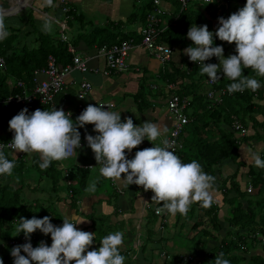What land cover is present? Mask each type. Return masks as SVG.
Masks as SVG:
<instances>
[{"label":"trees","instance_id":"16d2710c","mask_svg":"<svg viewBox=\"0 0 264 264\" xmlns=\"http://www.w3.org/2000/svg\"><path fill=\"white\" fill-rule=\"evenodd\" d=\"M159 1L168 5V9L162 7L163 14L156 15L161 22L156 24V29L159 31L156 42L167 44L173 48L178 46L179 60L173 62L169 59L163 63H157L159 65L154 77L162 82V86L157 87L152 81L147 82V86L146 84L143 86V79L139 84L141 76H137V89L129 96L138 113L152 108L148 99L150 96L165 100L171 94L186 100L187 105L184 112L187 123L178 135L180 147L173 152L183 163H189L192 160L198 161L205 173L215 177L212 189L219 192L221 203L227 209L221 222L217 217L220 208L212 203L207 208L202 207L200 203H193L186 215L179 213L174 215L175 220L172 225V228L176 229L174 238L178 240V238L187 237V233L185 235L181 233L186 224L188 226L187 232L193 233L187 238L192 242L193 249L186 248L185 250H192L193 253L186 256L181 254V250H175L177 245L175 239L173 246L168 249L175 250L177 253L169 254L171 251L163 248L166 250L162 255L165 259H169L168 264H214L215 256L221 252L224 253V258L228 259L230 264H264V168L248 166L245 174L247 181L241 185L234 180V174L230 176L221 175V168L224 165L242 164L237 162V159L240 145L245 143L244 140L260 143L262 150L258 154L264 160V77L257 76L251 69H244V75L256 78L261 87L255 92L245 90L242 93L229 94L227 88L233 81L223 78L221 72V79L214 84L213 88L223 90V95L220 97L219 103L212 102L207 100L205 96L207 91L205 81L209 78L206 74L200 75L199 64H197L199 62H191L183 52V49L191 43L186 37L192 25L197 27L207 25L209 31L215 33L219 27L218 18L220 17L216 12L219 10L217 6L220 5L223 10L224 8L228 10L230 8L227 7L229 3H238L236 5L239 7L231 5V9L235 13L245 6L246 0H211L208 4H203L200 0H185V7L182 10L178 0ZM204 6L206 7L202 9L203 11L198 10ZM63 9H65L63 19L68 33L67 43L50 38L46 31H42L36 32V37L32 41L35 44L34 47L30 46L31 42L25 40L20 41L17 45L18 42L16 43L15 39L18 30L7 27L10 35L5 40L0 41V58L3 60V65L0 66V99L18 94H30L33 88V73L46 67L48 56H51L58 66L69 64L72 56L66 51L67 45L75 48L79 45L85 50H96L118 44L122 40L133 39L135 43H138L140 37L137 32L135 30L124 31L122 26L126 25L125 22L128 24L137 22L144 26L148 21L147 16L155 15L153 0H149L142 6L139 16L133 13L124 22L117 21L107 24L106 27H93L90 22L84 23L83 16L75 14L72 7L64 6ZM175 17V22L168 25ZM28 22H30L29 18ZM87 24L91 26L89 32H86L84 28V25ZM29 33L25 32L23 39ZM213 46L223 47L224 58L236 54L234 43L222 42L215 35ZM228 50L230 54L227 52ZM218 61L216 57H213L205 61V64H218ZM138 72L150 75L149 71L143 67ZM17 83L20 85H16ZM167 85H170L171 88L165 89ZM66 94L62 89L55 95L53 108L36 102L25 103L18 108H2L0 106V142L6 143L13 139L14 133L9 130V121L22 109L27 108L29 114L36 109L42 111L57 109V104ZM112 108L108 110H112ZM82 111L83 109H81V113ZM77 115L73 113L71 119L75 121ZM233 122H237L245 130L243 136L232 129ZM93 129L94 125L79 128L81 140L86 141V135H97L98 133ZM161 146H163L162 143ZM145 148L147 146L139 145L132 151L135 154ZM0 151L15 165L11 175L0 176V245H2L0 247V259L3 260V264H14L10 254L11 249L29 242L27 240L25 243L19 244L21 237L25 236L23 233L17 235L16 229H14L18 220L21 217L31 219L35 216L40 219L49 216L53 225L62 226L64 218L55 208L53 200L58 199L57 195L61 193L69 195V205L71 209H75L76 201L85 187L88 171L81 168L68 169L64 175L59 165H57L58 169L54 167L56 161H53L47 169L42 170L39 167L40 157L36 153H20L21 157L19 158L14 152L5 149ZM59 179H63L62 184L59 183ZM248 185L251 187L250 193L245 191ZM24 188L32 192L39 190L41 197L27 201L23 194ZM60 189L65 191L59 192ZM52 195V199H49ZM149 196L152 200L153 193H149ZM37 202H40L39 204L42 206L45 205L42 202L48 204L40 207ZM37 206L40 208L38 209ZM157 207H162V204L154 202L155 209L153 212L150 211V214L149 210H145L144 235L146 240L141 244L142 249L149 242L147 240L152 235V228L155 223L157 222L159 227L165 226L164 217L160 214L154 215ZM195 209L199 214V220L191 221ZM205 218L206 224H209V227L217 234L216 237H213L210 231L203 229L202 222L204 221L201 222V220ZM101 220L104 219L97 218V221H100V228L105 233L99 239L97 237V248L100 247L101 239L111 234L108 224H102ZM12 230L15 237L4 236L6 231ZM219 232L221 236L217 241ZM3 240L6 241L5 244H3ZM9 241H15L17 244L10 246L8 245ZM41 241L51 246L50 235L45 236L39 230L31 234L30 242L34 248ZM208 241L211 242V245L208 244ZM177 246L180 247L181 245ZM205 248H207L205 252L198 253ZM21 254L26 255L23 252ZM120 254L126 255L124 252H120ZM187 257L190 259L187 260Z\"/></svg>","mask_w":264,"mask_h":264},{"label":"clouds","instance_id":"9594fccd","mask_svg":"<svg viewBox=\"0 0 264 264\" xmlns=\"http://www.w3.org/2000/svg\"><path fill=\"white\" fill-rule=\"evenodd\" d=\"M45 3L52 6L53 0H45ZM5 16L6 13L0 12V41L10 35ZM218 24L215 33L209 31L207 25H192L187 38L193 46L185 48L184 55L191 62H199L200 75L206 74L210 81L220 80L218 73L221 72L223 78L233 81L227 88L229 94L257 91L260 82L244 75L243 70L251 69L257 76L264 77V0H246L245 6L227 19L218 18ZM42 30L50 31V23L45 22ZM214 35L222 42L234 43L236 54L224 58L223 47L213 46ZM213 57L219 60V64H205ZM104 108L103 105L89 104L75 121L71 119V113L66 114L63 109H36L29 114L24 108L9 121V130L14 135L8 146L18 153L39 154V167L44 170L53 161L69 158L81 147L79 128L94 125L93 130L98 134L86 135L85 139L97 165H100L102 177L120 179L123 175L127 185L151 191L152 202L162 204L156 208L157 214L186 215L193 203H200L205 208L210 206V190L215 177L205 173L198 161L183 163L169 150L168 140L162 141L163 146L137 151L134 158L128 159L125 150L130 153L145 139L153 144L161 136V129L149 121L139 126L134 125L131 118L122 122L121 113ZM250 155L256 167L264 168V160L259 154L250 151ZM14 166V162L0 151V176L11 175ZM95 189L96 183L92 182L86 191ZM50 220L49 216L40 219L21 217L18 220L17 235L23 233L29 242L11 249L14 264H124L125 257L119 252L123 243L122 232L103 237L98 250L87 251L95 233L78 230L77 225L84 223L79 217L72 215L70 219H63L62 226H55ZM37 230L51 236V246L43 241L35 248L32 246L30 237ZM0 264H3L2 259ZM214 264H230V261L221 252L215 256Z\"/></svg>","mask_w":264,"mask_h":264},{"label":"crops","instance_id":"0c3cea01","mask_svg":"<svg viewBox=\"0 0 264 264\" xmlns=\"http://www.w3.org/2000/svg\"><path fill=\"white\" fill-rule=\"evenodd\" d=\"M17 1L18 0H0V9L14 7ZM136 1L137 0H53L52 6H49L45 3V0H32L29 4L26 3L23 8L19 9L12 15L5 17V24L6 27H10L12 29L15 28L18 30L17 37L15 39L16 43H20L22 40L31 42L33 41L34 37H36V32L44 31L42 29L45 22L49 21L57 26V23L62 20V8L64 6L72 7L75 14L82 15L83 19H86V16L83 13H90L91 11H94L95 13L101 14L103 17H112L111 19L114 20V22H124L128 19L130 15L128 12L131 10L133 3ZM160 6L168 9V5H165L164 3H160ZM28 18L30 19V22H28ZM106 20L109 24L110 21L108 19ZM163 20L165 21L166 19ZM91 25L93 24L91 23ZM93 27L95 26L93 25ZM96 27L98 26L96 25ZM122 27L124 28V26ZM141 27L142 24L138 23L136 24V28L134 30L137 32V30ZM25 32L30 33L23 39V34ZM66 37L67 43L68 36ZM73 49L80 57L86 56L89 58L87 61L88 71L83 74L76 72L71 73L66 79L64 91L67 94L64 95L62 100L57 104V110L63 109L66 114L71 113V115H73L74 111L72 110L76 104H78V101L75 99L77 83L79 80L85 78L90 83L91 90L89 91L88 95L81 100L83 110H85L89 104L97 106L98 103L108 102L112 103V110H114L115 105L112 101V98L118 96L121 102L124 103V105L117 111V113H121V121L123 122L125 118H130L128 117L126 111L130 107L135 109V104L129 95H132L137 89V76L139 74L138 71H140L143 67L147 71L155 74L159 65L157 64L158 62L150 57L143 49L135 48L128 56V66L125 71L120 73H112L109 76L104 77L99 73H93L94 68L100 69L103 67V59L97 54L95 49L85 50L79 45L76 46V48L73 47ZM142 57L144 58V64H141ZM148 99L151 102L150 107L152 108H148L142 113H138L135 110L138 116L131 119L133 120L134 125L137 126L144 123L145 121H149L157 124L160 127L161 136L153 142L154 145L147 139H145L140 144L142 146H147V148H151L154 146H161L162 141L168 135V131L171 127V121L168 119L167 114L165 113L164 100L160 99L159 97L152 96L148 97ZM80 114L75 117H78ZM86 126L89 125H85L84 127ZM92 136L95 135L92 134ZM80 144L81 147L78 148V150L76 149L70 158L71 161H73V163L71 162L70 168L75 167L87 169L89 176L87 177L85 187L82 191V194L76 201L75 209H71L69 205V195H65L63 193L58 194V199L56 198V200H53L56 209L64 219H70L72 215L79 217L84 223L77 225L78 230L95 233L94 241L87 251L97 250V241L105 232H103L104 230L100 228L99 223L97 221L95 222V219L103 218L104 221H108V226L110 228L109 230H111L109 231L110 233H115L118 231L123 233V243L119 249H122V252L126 253V255H124V257L126 256L124 264H150L153 258L157 259L156 264H167L168 261L165 263L166 259L162 257L163 252H165L162 249L163 244H167L168 240H170V243H172H169L170 246H173L174 241L171 240H174V233L176 231V229L172 228L175 220L174 215L167 213L160 214L164 217L163 223L165 226L159 227V224L156 222L152 228V235L150 236L149 240H147L149 242L146 243V247L142 249L141 244L144 240H146V236L144 235V226L146 220L145 210L153 212L155 209L154 202H152V200L149 198V193H151V191L145 192L142 187L136 185H127L123 179V175L120 179H106L100 174L90 176V171H92L94 168L99 169L100 165H97V162L94 158V153L87 146V141L81 140ZM252 144L251 141L241 143L237 162L242 164H236V166L233 164H230V166L224 165L221 168L222 176H230L234 174V180L240 185L241 183H245L247 181V178H245L247 167L255 166L254 163L251 162L250 151L258 154L261 149L260 143L253 141ZM257 147L260 149H257ZM125 151L128 159L134 158L135 154L133 151L130 153L127 150ZM59 166L62 168L63 172L67 171V169L63 168L61 165ZM235 178H237V180ZM92 179L93 182L96 183V189L94 192L90 191L91 193L86 194L88 193L86 189L90 185V180ZM106 181H108V185L112 188V192L110 193L111 195L106 194L104 191L98 190L100 189L102 182ZM59 183L62 184L63 179H59ZM210 192L212 196V204L220 208L217 213V217L221 222L222 217H224L227 209L225 205H222L221 203V195L219 192L215 189H211ZM23 194L26 196L28 201L41 197L39 196V190L32 192L27 188H24ZM193 213L194 214L191 218V221H198L199 214L197 213L196 209L193 211ZM205 220L206 218L201 220V222L204 221L202 222L203 229H206L204 225H206L205 223L207 221ZM165 233L168 235V237L163 236ZM192 234L193 233L187 232L186 238L190 237ZM5 242L6 241H4L3 244H5ZM0 247H2V245H0ZM153 253H157L155 254V257H153Z\"/></svg>","mask_w":264,"mask_h":264},{"label":"built area","instance_id":"2783aa9c","mask_svg":"<svg viewBox=\"0 0 264 264\" xmlns=\"http://www.w3.org/2000/svg\"><path fill=\"white\" fill-rule=\"evenodd\" d=\"M181 5V10L185 7V0H178ZM211 0H200L203 4H208ZM154 6V14H150L147 16V23L137 30V35L140 37L138 43H135L133 39L122 40L118 44H112L110 46L102 47L100 49H96V52L103 59V67L100 69L94 68L93 73H99L104 77L109 76L112 73H120L127 69V59L130 52L135 48L143 49L150 57L155 59L159 63H163L170 59L174 49L173 47L156 42V37L158 34V30L156 29V24L160 22L156 15L163 14L162 7L160 6L159 0H153ZM65 12V9L62 8V15ZM175 18L168 23L175 22ZM161 23V22H160ZM60 29V41L66 42L67 37L64 35V31L67 30L66 23L63 20L57 23ZM169 49V50H168ZM66 51L71 54V61L69 64L64 66H58L55 64L54 59L51 56L47 57L46 67L39 71H35L33 73L32 83L33 88L30 94L23 95H13L7 96L5 98L0 99V106L2 108L13 107L18 108L23 104H31L38 103L40 105H49L53 108V99L57 93H59L62 89H64L66 85V79L70 76L71 73H79L83 74L88 71L87 57H80L75 53V50L72 46L67 45ZM3 65V60L0 58V66ZM92 71V70H91ZM218 75L221 76L220 73ZM219 81V80H218ZM207 79L205 81V85L207 87V91L205 96L207 100L212 102L219 103L220 97L223 95V90H216L213 88L216 83ZM16 85H20L17 83ZM171 86L167 85L165 89H170ZM91 90V85L86 79H81L77 83V92L75 94V99L78 101V104L74 107L76 114H79L82 109L81 98H85L89 91ZM103 105L105 106L104 110H108L113 105L112 103H98L97 106ZM187 102L185 99H181L175 95H168L164 100L165 113L167 114L168 119L171 121V127L168 131V135L164 138V140H168L170 142V151H175V149L179 148L178 135L180 134L182 128L187 123V118L185 116V108ZM232 129L240 136L245 134V130L237 123L233 122L231 125ZM163 140V141H164ZM10 142V141H9ZM0 142V150L5 149L6 151L14 152L20 158V153L16 152L12 148L8 146V143ZM73 155V154H72ZM72 155L69 157L71 158ZM68 159V158H67ZM247 193H250L251 187L248 185L245 188ZM155 215H158L156 211H154ZM27 241L25 237H21L19 244H23ZM17 243L15 241H9L8 245L15 246ZM187 260L190 258L187 257Z\"/></svg>","mask_w":264,"mask_h":264},{"label":"rangeland","instance_id":"374dc122","mask_svg":"<svg viewBox=\"0 0 264 264\" xmlns=\"http://www.w3.org/2000/svg\"><path fill=\"white\" fill-rule=\"evenodd\" d=\"M149 0H137L135 3H133V7L131 8V10L128 12V14L130 13V14H133V13H135V15H137V16H139V14H140V12H141V8H142V6L145 4V3H147ZM104 2V1H103ZM200 3V2H199ZM236 4H238V3H233V2H231V3H229L228 4V6L226 5V4H222V5H224L225 7L227 6V7H230V8H228V10L226 9V8H224V10L221 8V6L220 5H218L217 6V9H219L218 11H216L217 12V14L218 15H220V17H223V18H225V19H227L231 14H233V11H232V9H231V5H236ZM236 6H238V5H236ZM206 6H204V7H200V8H198V10L200 11V10H202L203 8H205ZM239 7V6H238ZM221 10H223V11H221ZM203 11V10H202ZM235 12V11H234ZM207 13H209V10H207ZM85 16H86V19H84V23H87V22H90V23H92L94 26H98V27H106L107 26V20L106 19H108L109 21H110V23H112V22H114V20H112L111 18L112 17H103V16H101V14H98V13H95L94 11H91L90 13H83ZM222 14V15H221ZM219 17V18H220ZM62 20H63V17H62ZM106 20V21H105ZM61 21V20H60ZM172 21V20H171ZM48 23H50V25H51V30L50 31H47L46 33H47V35L50 37V38H53V39H58L59 41H60V29H59V27H58V25L56 26L55 24H52V22H49V21H47ZM125 24L126 25H124V30H126V31H129V30H134L135 28H136V24H138L137 22H135V23H132V24H128V22H125ZM92 25V26H93ZM84 28L86 29V32H89V30L91 29V26H89V24H87V25H84ZM107 28H109V27H107ZM33 30V29H32ZM66 36H67V30L66 31H64L63 32ZM33 34H34V32H33ZM34 37V36H33ZM187 38V37H186ZM188 39V38H187ZM189 40V39H188ZM65 43V42H64ZM188 43H190V42H188ZM17 45H19V43H17ZM34 43L31 41V43H30V46H32V47H34ZM189 46H193V44H192V41H191V43L190 44H188ZM189 46H186V48L187 47H189ZM174 51H173V53H172V55H171V57H170V61H173V62H177L178 60H179V51H178V46L176 47V46H174ZM184 50V49H183ZM182 50V51H183ZM184 52V51H183ZM229 54H230V51L228 50L227 51ZM84 57V56H83ZM86 57V56H85ZM88 57H87V61H88ZM143 57H142V61H141V64H144V62H143ZM218 64H219V61H218ZM86 66L88 67V64H86ZM146 67V66H145ZM141 71V70H140ZM150 73V75L149 74H142L141 72H139V74H138V76L140 77L139 78V84H140V82L142 81V79H143V81H144V85L143 86H145V84H146V86H147V82H149V81H152L157 87H159V86H162V82L158 79V78H155L154 77V73H152V72H149ZM148 77H150V78H152V79H150V78H148ZM68 97H70V96H68ZM84 99V98H83ZM112 101H113V103H114V105H115V109L114 110H112L113 112H117L118 110H119V108L120 107H122L123 105H124V103H122L121 102V100H120V98L118 97V96H116V97H114V98H112ZM164 110H165V106H164ZM72 111H74V112H76L74 109L72 110ZM110 111V110H109ZM127 114H128V117H130V118H135L136 116H138V114L136 113V111H135V109L133 108V107H130L129 109H127ZM80 142H81V140H80ZM243 142H248V141H243ZM251 144H252V141H251ZM252 147H253V144H252ZM259 147H257V149H258ZM260 149V148H259ZM78 150V149H77ZM260 150H262V149H260ZM71 162L73 163V161H71V159L70 158H68L67 160H62V161H56L55 163H54V167L56 168V169H58V167H57V165H61L63 168H65V169H75V167H73V168H70V165H71ZM64 175L66 174V172H62ZM90 176L92 175H96V174H100V172H99V169H97V168H94L92 171H90ZM89 175H87V177H88ZM236 180H237V178H235ZM93 182V179L92 180H90V184ZM99 191L101 190V191H104V192H106V194H110L111 192H112V188L108 185V181H106V182H102V185L100 186V189H98ZM61 191H65L64 189H60V191L59 192H61ZM88 193H86V194H89V193H91L90 191H87ZM92 192H94V191H92ZM111 195V194H110ZM52 197H53V195L52 196H50L49 197V199H52ZM27 201H28V199H27ZM38 203V205L40 206V207H43V206H45V205H47L48 203H46V202H42V203H44L45 205H41V204H39L40 202H37ZM39 206H37V208L39 209L40 207ZM56 208V207H55ZM58 211V210H57ZM59 212V211H58ZM149 214H150V212H149ZM96 221H97V219H96ZM95 221V222H96ZM98 223L100 222V221H97ZM101 222H102V224H108V221H104V220H101ZM189 224H190V222H189ZM206 224V223H205ZM204 227L206 228V229H208V231H210V234L214 237H216V233L211 229V227H209V224H206V225H204ZM14 229H16V227H14ZM187 230H188V226H186V224L184 225V229H182L181 230V233L182 234H186L187 233ZM4 236H6V237H15V235H14V233H13V230L12 231H6V233H4ZM163 236L164 237H168V235L165 233V234H163ZM220 236H221V234L219 233V235L217 236L218 237V239H217V241L220 239ZM184 237V236H183ZM176 238H174V240H175ZM173 239L171 240V241H174ZM177 240V239H176ZM167 243V242H166ZM170 240H168V243L167 244H163V248H166V249H168V248H170V247H172V246H170V244H172V243H170ZM176 244L177 245H181L180 247L179 246H175V248H177L176 250H181L182 252H181V254H184V255H186V256H189V255H191L193 252H192V250L191 251H188V250H185L186 248H191V249H193L192 248V242L190 241V240H188L187 238H186V236H185V238H178V240L176 241ZM208 244L209 245H211V242L210 241H208ZM160 245V244H159ZM167 245V246H166ZM184 245V246H183ZM208 245V246H209ZM166 246V247H165ZM166 249H162V250H166ZM206 249L207 248H205V249H203L202 251L200 250V251H198V253L200 254V253H202V252H205L206 251ZM97 250H98V248H97ZM169 250V249H168ZM123 250L122 249H119V252H122ZM169 251H171L169 254H172V253H177L175 250H169ZM155 254H157V253H153V257H155ZM162 257H164V255L162 256ZM169 259L167 258L166 259V261H165V263L168 261ZM157 263V259L156 258H153L152 260H151V262H150V264H156ZM167 264H168V262H167Z\"/></svg>","mask_w":264,"mask_h":264},{"label":"water","instance_id":"95a60500","mask_svg":"<svg viewBox=\"0 0 264 264\" xmlns=\"http://www.w3.org/2000/svg\"><path fill=\"white\" fill-rule=\"evenodd\" d=\"M31 1L32 0H18L17 3H15L14 7H10L8 9H0V12L6 13L5 17L10 16L19 9L23 8L26 3L29 4Z\"/></svg>","mask_w":264,"mask_h":264}]
</instances>
